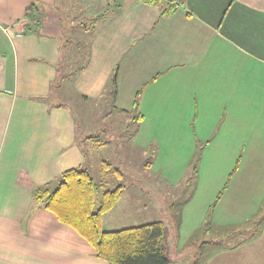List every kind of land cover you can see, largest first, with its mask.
Masks as SVG:
<instances>
[{"label": "crops", "instance_id": "obj_1", "mask_svg": "<svg viewBox=\"0 0 264 264\" xmlns=\"http://www.w3.org/2000/svg\"><path fill=\"white\" fill-rule=\"evenodd\" d=\"M167 8L151 0H0V264H108L34 197L37 187L54 190L69 169L91 173L78 114L62 97L82 117L109 105L115 117L139 123L123 150L144 153L162 136L165 146L189 151L224 131L221 146L231 148L229 169H237L211 217L223 228L240 224L242 235L202 245L198 264H264V0H182ZM80 11L96 26L74 24ZM255 123H262L257 133ZM86 139L93 149L107 146ZM250 171L261 177L248 178ZM101 172H108L103 164ZM98 182L102 193L107 182ZM148 186L134 192L144 209ZM122 198L104 214L105 230H117L106 222ZM249 218L252 233L244 230ZM169 243L166 237L165 249Z\"/></svg>", "mask_w": 264, "mask_h": 264}, {"label": "rangeland", "instance_id": "obj_2", "mask_svg": "<svg viewBox=\"0 0 264 264\" xmlns=\"http://www.w3.org/2000/svg\"><path fill=\"white\" fill-rule=\"evenodd\" d=\"M76 16L72 21L74 24H77L76 21L91 22L94 27L98 21L97 18H93L94 21L87 17L85 19L84 16L87 14L83 11L78 12ZM75 29L79 30L77 25H75ZM70 34L73 35V31H70ZM61 100L68 102L78 114L79 140L90 157L89 170L92 176L97 181L102 179L107 182L108 188L124 186L123 198L119 202L117 210L107 218V229H119L160 219L164 220L167 225V239L170 242L166 251L171 264L201 263L206 252L201 248L202 245H222L241 237L242 227L240 224L223 228L220 222L212 220L219 207V195L223 194L226 183L231 181L230 178L237 169L235 165L232 170L229 169L231 148L221 146V140L225 139L222 137L224 131L217 138L214 136V139H210L207 144L205 142L198 143L197 146H194L196 148L192 145L189 151L187 147L181 146L185 139L179 141V146L182 148H178L174 145L165 146L162 136H159V139H153L152 143H148L147 150H143L144 153L138 151L140 148L137 147L123 150L120 144L125 145L126 140L124 139L133 133L132 139H136L137 132L134 131V126L137 125L138 128L139 123L128 124L124 117H115L114 113L108 109L109 105L82 117L78 105L72 99L62 97ZM218 108L210 107L213 116L218 115ZM217 125L218 123H213V126ZM261 127L262 123H255V133L261 130ZM214 130L216 131V127ZM89 135H94L99 142L107 143V146L91 148L86 139ZM191 140L199 142L201 138L195 140L191 138ZM245 140L247 142L249 139ZM159 141H161V146H159ZM208 144L209 147H207ZM247 151L246 148V153ZM140 156L145 160L143 164H138L137 158ZM260 157L264 160V155H260ZM148 160L150 163L146 166ZM104 161H109L112 164L107 175L101 172ZM116 169L120 170L122 177L117 174ZM259 170L261 172V169ZM247 177L260 178L261 176L257 175L255 171H250ZM139 183L140 187L141 183L143 186H148L145 183L150 184L147 187V196H145L147 201L145 209L141 205V201L134 199V192ZM100 198L101 192H98V201ZM179 215L181 217L180 226L178 224ZM211 215L213 216L211 217ZM263 215L264 208L258 217H263ZM247 221L244 230L250 233L254 232L256 229V223H253L254 219L249 218ZM205 224L207 225L205 226ZM201 225L203 226L201 227ZM231 231L236 233H231ZM211 239L216 243H210ZM177 245H185V249H179Z\"/></svg>", "mask_w": 264, "mask_h": 264}, {"label": "trees", "instance_id": "obj_3", "mask_svg": "<svg viewBox=\"0 0 264 264\" xmlns=\"http://www.w3.org/2000/svg\"><path fill=\"white\" fill-rule=\"evenodd\" d=\"M34 7L35 3L31 2L26 15L32 17ZM26 30H31L29 23ZM110 84L116 88L117 70ZM142 117L139 114V118ZM103 168L108 171L111 163L105 161ZM101 186L87 169L78 167L62 173L54 190L48 186L37 187L34 197L43 208L52 211L60 223L71 226L84 237L94 247L97 256L108 264H171L164 246L167 227L163 221L117 230L104 229L103 216L120 200L124 186L105 187L98 201ZM227 186L228 182L224 188Z\"/></svg>", "mask_w": 264, "mask_h": 264}, {"label": "built area", "instance_id": "obj_4", "mask_svg": "<svg viewBox=\"0 0 264 264\" xmlns=\"http://www.w3.org/2000/svg\"><path fill=\"white\" fill-rule=\"evenodd\" d=\"M160 2L166 4L170 10H176L182 6V0H160Z\"/></svg>", "mask_w": 264, "mask_h": 264}]
</instances>
